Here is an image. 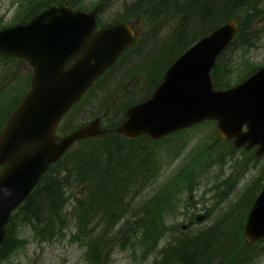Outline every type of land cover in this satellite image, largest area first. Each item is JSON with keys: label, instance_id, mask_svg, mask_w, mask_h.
I'll return each instance as SVG.
<instances>
[{"label": "water", "instance_id": "obj_1", "mask_svg": "<svg viewBox=\"0 0 264 264\" xmlns=\"http://www.w3.org/2000/svg\"><path fill=\"white\" fill-rule=\"evenodd\" d=\"M97 10L53 4L26 23L0 29V56L18 57L32 69L27 89L0 131V245L11 212L51 164L77 140L109 132L156 139L205 120L235 147L257 145L264 154V66L240 83L213 87L217 56L238 29L228 20L181 53L165 70L150 97L130 106L115 128L96 117L58 136L57 125L92 83L134 42L126 22L98 28ZM205 215L197 216L202 220ZM264 237V185L244 226V239Z\"/></svg>", "mask_w": 264, "mask_h": 264}, {"label": "trees", "instance_id": "obj_2", "mask_svg": "<svg viewBox=\"0 0 264 264\" xmlns=\"http://www.w3.org/2000/svg\"><path fill=\"white\" fill-rule=\"evenodd\" d=\"M78 1H30L26 12L27 18L19 22L28 21L52 4H67L72 8L81 9ZM263 1L130 0L124 2L121 11L109 20H103L101 16L104 9L102 4L105 5L104 0H98L94 7L97 8L100 26L122 21L131 25V18L138 16L142 18L148 34H152L151 36L157 34L159 41L154 40L150 45L146 43L141 45L142 49L145 45L148 46L144 52L140 50L139 39L136 38L134 44L117 61L119 63L124 57L130 55L134 58L143 55L141 62L137 63L140 64V68L136 74L137 79H142L150 88L148 94L141 97L140 100H143L159 82L165 68L182 51L220 24L234 19L238 23V31L228 47L218 56L211 71L215 88L228 87L226 77L229 67L226 66L223 56L230 48L249 45L254 39H258V24L262 23L259 21L264 13ZM171 22L173 27L159 38L160 29ZM165 52L168 54L163 56ZM13 59L20 60L0 56V63ZM6 70V67L1 65L0 76H4ZM253 71L254 68L243 78ZM155 73H157L156 77L148 79ZM141 74L147 77L143 78ZM29 76L24 78L22 92L10 104L5 106L9 96H1L0 107L4 106V108L0 112V131L7 115L25 92ZM135 102L137 101H131L127 106ZM127 106L124 105V108ZM109 113L107 112V116ZM101 115L105 117L106 112L98 114V116ZM123 118L122 115L120 121L112 122L107 126L114 127ZM142 137L148 138L145 135L129 138L122 134L105 133L83 138L77 141L78 146L72 145L56 162L51 164L24 201L11 213L6 225L5 237L0 246V260L7 258L16 247L23 243L20 237L14 235L17 223L29 226L37 241L54 239L61 232L62 224L64 226L62 218H65L68 197L72 189L78 186L86 188L80 195L75 196L71 208H74L76 213L77 231L86 238L84 244L88 262L102 264L106 262V256L108 257L113 247L118 245L124 248L130 246L134 240H138L143 247L155 246L165 233V215L167 218L169 209L166 205L172 200L171 197L162 193L152 199V205L149 208H141V210L126 208L127 201L130 203L133 200L132 196L150 180H147L149 175L147 173L155 162L152 146L157 139L148 138L147 143H142L140 141ZM189 177L188 175L187 178ZM63 210L64 213L60 216ZM100 218H107V221L111 222L105 234L97 230L99 220H103ZM245 219L246 215L243 213L235 223L233 218L222 217L218 222L196 233L181 231L179 237L175 236L173 242L161 249L160 264H244L248 258L247 251L240 252L241 248L229 250L231 240L228 234L230 233L233 239L238 240L242 236ZM94 220L96 223H92ZM118 220L129 221L131 224L140 222V231L132 229L129 234H123L124 230L119 228L112 232V227ZM184 226L188 228V225ZM113 233L117 234L112 236ZM130 234L135 239L130 240L128 238ZM118 235L122 237L121 242L116 238ZM78 239L79 237L76 236L72 240ZM261 241H264V238L255 243ZM245 244L250 246L253 243ZM234 252L237 255L232 258ZM248 259L250 264L251 260Z\"/></svg>", "mask_w": 264, "mask_h": 264}, {"label": "rangeland", "instance_id": "obj_3", "mask_svg": "<svg viewBox=\"0 0 264 264\" xmlns=\"http://www.w3.org/2000/svg\"><path fill=\"white\" fill-rule=\"evenodd\" d=\"M30 1L39 0H0V29L22 23L19 21L27 18L26 12ZM97 1L79 0L78 5L88 11L94 8ZM129 1L104 0L105 5L102 4L104 9L101 14L103 20L114 17L121 11L123 3ZM262 4L264 9V1ZM259 22L262 23L258 24V39H254L249 45L230 48L223 56L226 66L229 67L226 77L229 86L239 82L253 68L264 65V13ZM130 23L137 34L142 52L148 49L146 45L141 48L143 43L150 45L154 40L159 41L157 34L154 36L148 34L141 17L131 18ZM172 27V22L163 26L159 38ZM135 54L137 55V50ZM167 54L165 52L163 56ZM18 59L20 60L13 59L0 63V66L4 65L7 69L4 76H0V99L2 100V95L9 96L5 106L22 92L24 78L32 72L26 61ZM142 59L143 55L135 58L130 55L110 69L62 118L56 134L68 133L96 118L100 113L106 112L102 120L104 127L120 121L126 110L124 105L127 106L131 101H139L150 90L149 86L136 76L140 68V64L137 63ZM141 76L147 77L145 74ZM156 76L157 73L148 79ZM3 108L4 106L0 107V112ZM107 112H110L108 116ZM140 141L147 143L148 138L142 137ZM78 145L76 142L73 146ZM152 150L155 162L147 173L149 174L147 180H150L132 196L133 200L130 203L127 201L126 208L140 210L149 208L155 196L162 193L169 195L172 200L166 205V208H169L167 218L164 214L165 233L159 242L151 247H143L138 240L124 248L116 245L108 257L106 256V262L102 264H160L161 249L173 242L175 236L179 237L181 231L196 233L218 222L222 217L233 218L235 223L243 213L246 215L263 183L264 155L257 156L255 147L249 149L235 147L231 140L222 139L216 131V123L211 120L157 139ZM85 188L78 186L72 189L66 202L65 218H62L64 226L62 224L61 232L54 239L37 241L29 226L17 223L14 235L20 237L23 243L7 258L0 260V264H96L86 260L84 244L86 238L77 231L76 213L74 208H71L75 196L80 195ZM63 213L64 210L60 216ZM199 215L206 217L197 220ZM100 219L103 220H99L97 230L105 234L111 222L107 221V218ZM95 220L92 223H96ZM139 223L131 224L129 221L118 220L112 227V232L119 228L124 230L123 234H129L132 229L140 231ZM183 225H188V228H182ZM116 234L113 233L112 236ZM76 236L79 239L72 240ZM228 236L231 240L229 250L241 248L240 252L247 251L250 264H264V241L247 246L243 230L238 240L233 239L230 233ZM116 238L122 241L121 235ZM128 238L135 239L131 234ZM236 255L234 252L232 258ZM248 258L244 264L249 263Z\"/></svg>", "mask_w": 264, "mask_h": 264}]
</instances>
